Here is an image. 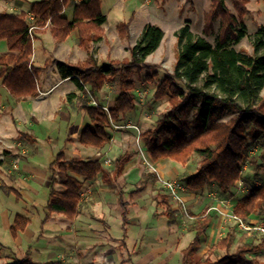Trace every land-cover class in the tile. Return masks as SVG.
Segmentation results:
<instances>
[{
	"label": "trees",
	"instance_id": "16d2710c",
	"mask_svg": "<svg viewBox=\"0 0 264 264\" xmlns=\"http://www.w3.org/2000/svg\"><path fill=\"white\" fill-rule=\"evenodd\" d=\"M71 1L36 0L31 3L28 12L0 13V40L5 41L8 50V53L0 55L1 85L17 98L37 95L36 78L41 68L34 67L31 62V25H35L34 31L39 32L45 29L48 21V29L56 41L65 40L75 30L78 46L88 54L86 59L72 66L57 62L61 76L71 77L82 93L90 90L95 95L107 83L118 88L108 112L90 104L86 98L82 99L79 106L89 118V123L79 133L80 143L101 149L110 141L107 128L117 123L123 114L135 109L133 75L140 76L144 72V83H151L158 77L157 65L148 63L146 57L158 48L164 32L159 26L146 23L137 41L129 47L128 58L98 65L90 49L93 43L104 36L105 17L101 11V0L76 3L72 17L68 19L64 9ZM230 1L237 15L231 13L224 0H209L210 7L203 14V35L194 33L188 24L175 30L177 49L172 71L163 75L153 93L155 100L167 98L169 108L159 114L153 128L139 134L145 151L153 161L167 158L184 165L197 154L200 160L196 172L186 179V187L192 191H201L212 181L226 195L241 177L251 141L258 142L261 147L256 170L264 176V98H257L264 86V25L252 36V53L236 50L233 43L246 35L245 26H239L238 23H242L241 17L247 12V0ZM132 17L133 14L129 20ZM217 18L220 19V27L215 43H212L205 35L212 31L213 22ZM117 31L120 38H128L129 21L121 22ZM188 101L192 102L196 110L195 116L189 121L179 116V111ZM217 108L220 110L217 111ZM224 114L229 117L220 119ZM190 127L194 132L188 135ZM130 158L131 153L124 152L114 160L112 171H107L99 159H66L60 149L49 164L52 176L41 225L52 213H60L68 219L78 215L83 181L77 176L83 177L84 181L94 180L98 175L117 177ZM55 171L63 174L61 190L54 187ZM143 179L155 181L157 175L144 174ZM9 190L17 199L21 197L13 188ZM155 202L156 206L163 208L161 214L166 217L168 226L179 224L176 209L167 193H157ZM119 205L125 233L129 204L119 198ZM231 210L245 222L257 213L264 223V179L254 185L249 194L237 200ZM189 216L191 220L186 230L192 232L193 237L181 250L180 264H263L257 255L264 250V236L255 231L263 238L258 244L250 241L241 243L230 252L235 239V232L231 230L212 244L203 258L196 260L195 254L210 227L213 215L202 212ZM30 221L29 217L16 214L9 226L10 235L15 238ZM217 250H223V253L218 254ZM2 264L59 262H36L26 253L19 259Z\"/></svg>",
	"mask_w": 264,
	"mask_h": 264
},
{
	"label": "rangeland",
	"instance_id": "374dc122",
	"mask_svg": "<svg viewBox=\"0 0 264 264\" xmlns=\"http://www.w3.org/2000/svg\"><path fill=\"white\" fill-rule=\"evenodd\" d=\"M224 1L231 13L237 15L236 11L232 7V2L230 0ZM101 3V9L106 15H104L105 21L103 23L104 36L100 41L93 43L90 49V54L96 60V63L98 65L108 64L111 61L119 62L123 58H128L129 47L137 41L142 28L146 23H151L159 26L163 30L164 36L160 42L159 48L146 57V61L148 63L157 65L158 77L155 78L151 83H144L142 81L144 72H142L140 76H138L137 74L133 75L135 84L132 92L135 102V109L123 114L120 117L119 121L117 123H114L119 126L118 128H114L112 125L107 128V133L110 136V142L105 144L102 150L94 152V156L101 161L103 166H105L108 170L111 169L112 171L113 162L117 157H119L124 152L131 153V158L126 164V173L129 182H133L135 178L137 179L141 174L144 175L148 173H155L157 175V179L155 181H152V179H150L147 182L146 192L145 190H143L141 191V193L135 195L137 210L146 211L148 217L150 216L149 209L154 205V194H166V190L163 186V180L175 182L178 188V195L183 201L185 210L183 209L181 203L174 201L170 195L169 198L173 203L174 208L176 209V218L179 221L180 228L186 229V225L191 220L189 214L209 212L213 215L214 221L211 226V233L206 237L207 239L205 238V240H203V249H205L206 246L210 247L212 244L221 240L226 235V233L231 230L235 232V239L229 249L230 252L234 251L236 246L241 243L250 241L254 244H258L263 241V238H261L255 232L248 233L244 229L238 227L237 224L230 219L222 217L221 214L218 213V211L213 209L217 208V206L219 207L220 201L225 198L226 194L220 192L213 185L212 181H210L203 190L194 193L198 197H195L193 199L194 201L192 202L201 201L200 204H197V208L194 210L188 208L189 204L186 203V197H189L190 189L186 187L185 182L190 175L196 172L200 160V157L197 154H194L191 159L184 165L167 158L153 161L145 151L142 141L139 138V134L144 130L153 128L157 124L159 114L169 108L167 98H164L162 100H155L153 97V93L157 83L163 77V75L167 72L172 71L177 49L176 38L174 36L175 30L183 24H188L190 29L194 33L203 35V14L210 7L209 0H101ZM245 6L247 12L241 17L242 23L238 24L239 26H241V24L245 26L246 35L237 43H233V47L239 51L252 53V36L262 25H264V0H247ZM132 14L133 17L131 20H129ZM237 20L239 21V19ZM125 21H129V36L126 39H122L120 38L117 31V26L121 22ZM48 25H45V28ZM219 27L220 19L217 18L213 22L212 31L209 34L205 35L206 39L212 43H215ZM35 32L36 31H34L33 29V40L36 37ZM72 42V37H69V39L65 43H62L52 39L51 37H47L46 39H44L43 36H41V42H33V56L35 59V63L38 64L42 62L44 53H46L45 55L47 56H54L55 54L52 48L65 46H69L71 48ZM40 43L43 44L46 48L45 52H43V48ZM71 52L72 55L70 56V59L73 60H77L78 58H80L82 53L83 55H86L87 53L77 45V42L75 47H72ZM50 60V57H47L46 61ZM58 62H63L68 66L71 65L64 61ZM38 78V85L40 88H42V81L46 78V72H41L38 75ZM106 86H108V88H106ZM104 88L105 90H100L95 95H93L89 90V87H87V90H89V92L86 93H82L77 88L75 90V93H69V91L68 93H66V90L68 89H64V86H62L57 89L56 93L58 94L62 91V89H64L65 91H63L66 100L65 102L60 103L59 106L62 105V110L71 112L74 116H76V124L83 125V119L86 113L79 109L83 98H86L87 101H90L89 103H91L90 98H93L97 103H103L109 107L113 101L112 98L116 97L118 92V88L116 85L112 86L107 83L105 84ZM69 94H72L70 98L68 97ZM257 98H264V86L259 91ZM66 104H69V107L64 108V105ZM34 110L37 112V118L42 116L39 108L37 110L33 109V111ZM219 110L220 108H217V111ZM46 111L50 112L51 109L47 108ZM78 113L79 115H77ZM195 113V107L193 106L191 101H188L179 111V116L182 119L189 121L195 116ZM228 117V114H224L220 117V119H227ZM85 118L88 121L87 115L85 116ZM59 120V115H57L53 122L51 121V119L43 118L41 120V123H39L40 125L38 126V129L40 132H38V134L40 133V137H44V133H46L47 131V134L51 136L49 143L45 144L43 142H40V146L44 148V152L41 157V159L43 158V161L53 160L54 156H52V152L56 153L59 150V148L61 147V142L65 137L67 126L65 123H61ZM193 132L194 129L190 127L188 135L193 134ZM16 139H18V137ZM78 145L85 150L93 149L91 147H86L80 143H78ZM260 152L261 147L259 146V143L256 141H251L247 150V160L242 166L241 177L231 189L230 193H228V195H230L232 198L230 201L231 207L241 197L249 194L251 192V188L254 185L259 184L261 180L264 179L262 172L256 170V163L260 162ZM2 154L4 155V153ZM9 154V157L5 156L6 161L4 166L0 167L1 174L5 176V180H8L10 176H12V173L22 171L21 169H19V166H21L20 161H22L25 153L24 151H17L16 149L14 151L11 150ZM77 154L78 151H71L70 148L66 152L67 158H73L74 156L78 157ZM88 157L91 158L93 157V155H88ZM56 174V184L54 185V187L56 190H61L63 188L62 173L57 171ZM119 185L120 184H118V186ZM120 187H123V184ZM110 194L111 195H106L103 197L101 196V203L102 205H108V207L112 210H116L118 208V206L115 205V198L117 197V194L115 192H111ZM47 197V189L43 188L42 195L37 198V203L35 202L34 205L38 204V207L42 209ZM94 198L95 196L91 197L90 199H86L88 200L86 204L96 206L97 202ZM17 206H19V203L15 201L13 194L10 193L9 196L0 194V214L3 208H7L8 210L15 212L20 209V207ZM140 208L141 210H139ZM136 212L137 211H135V206L130 207V216L133 217V215H135L139 217L138 219L141 222V220L143 219V214L142 212ZM20 214L25 215L24 213ZM36 217L37 216L35 215V225L39 223ZM104 218L110 224L111 233L113 232V234H116V231L120 230L119 210L117 209V216H110L108 218L106 215V217ZM248 222L262 221L260 220L258 214L254 213L246 221V223ZM157 223L158 234L164 233L168 229L165 217L162 216V218H160ZM134 231L135 230L132 231L130 229L132 236L134 235ZM189 236L191 237V234H189ZM0 243L1 245H3L4 249L5 246L10 245L9 233L5 234L1 225ZM130 243L132 242L130 241ZM216 252L218 254H221L223 253V250H217ZM19 255V253L11 254L8 250H2V253H0V264L12 261L11 259H19L24 256L23 255L20 257ZM201 257L202 256H200L199 253V255H197V259H201ZM257 257L261 259V262L264 264V250L260 254H258ZM34 259H38L37 256H34Z\"/></svg>",
	"mask_w": 264,
	"mask_h": 264
},
{
	"label": "crops",
	"instance_id": "0c3cea01",
	"mask_svg": "<svg viewBox=\"0 0 264 264\" xmlns=\"http://www.w3.org/2000/svg\"><path fill=\"white\" fill-rule=\"evenodd\" d=\"M33 1L36 0H0V12H28ZM81 1L83 0H72L66 6L64 14L68 19L72 17L73 6ZM102 14L105 15L103 11ZM29 16L31 15L29 14L28 17ZM48 28L47 26L45 29L35 32L36 37L32 41V47L34 46V41L41 42V36H43L44 39L47 37L53 39ZM69 37L73 38L71 48L69 46L52 48L55 55L47 56L45 55L46 53H44V58H42L41 63H38L39 65L35 63L32 51V65L41 68L38 75L43 71L46 72V78L42 81V88L38 85L39 78L37 75V95L17 98L1 85L0 79V167L4 166L6 161L5 156L9 157L11 150L14 151L17 149V151H24L25 153L22 161H20L21 166H19V169L22 170L21 172L12 173V176H10L8 180H5V176L1 174L0 170V194L9 196L11 193L14 195V193L9 190V188H13L21 196L17 199L14 195L15 201L19 203L17 207H20V209L13 212L7 208H3L1 211L0 225L5 234L9 233L10 245L5 246L4 249L3 245L0 243L2 246L0 253H2V250H8L11 254L19 253L20 257L27 253L33 261H58L59 264H180L181 250L189 243L193 237V233L180 228L178 224L174 226L167 225L168 229L164 233L158 234L157 221L163 216L161 214L163 208L155 204L156 193L154 194V205L149 209V217L146 211L137 210L135 195L141 193L143 190L146 192L147 182L149 180L143 179V174H141L137 179L135 178L133 182H129L126 173V164L129 161L124 165L122 173L117 177L114 175H98L94 180L84 181L83 177L77 176L79 180L83 181L81 188L82 198L78 215L73 219H68L60 213H52L49 219L41 225V221L44 218L45 203L42 209L38 207V204H34L35 202L37 203V198L42 195L43 188H46L49 193L48 182L50 184L52 176V171L49 169L51 161H43V158L41 159L44 148L40 146V142L46 144L49 143L51 139V136L47 134V130V132L44 133L45 136L42 138L39 135L40 133L38 134V132H40L38 126L41 120L45 118L51 119L53 122L55 117L59 115V121L66 124L67 130L65 132V137L59 148V150H63L66 159L70 158L66 156V152L69 148L71 151H78L77 156L81 159H98L94 156V152L102 150L103 148L96 149L91 146H86L93 149L85 150L80 147L78 145V143H80L79 133L81 129L89 123V118L87 121L85 115L83 119L84 124H76V116L71 112L62 110V105L59 106L60 103L66 100L64 89H68L66 93H68V91L69 93H75L77 86H75L76 84L71 77L63 78L61 76L56 62L64 61L72 66L76 62L83 61L87 57V53L86 55L82 53L81 57L77 60L70 59L72 55L71 49L75 47L77 42L76 31H72L65 40L58 42L65 43ZM41 46L43 52H45L46 48L43 44H41ZM6 53H8L6 43L1 39L0 55ZM46 56L50 57L51 60L46 61ZM62 86H64V89L57 94V89ZM106 88H108V86H106ZM100 90H105V88L103 87ZM42 92L43 94H40ZM113 99L114 98H112V100ZM65 107H69V104L64 105V108ZM38 108L43 117L37 118V112L35 110L33 111V109L37 110ZM47 108H50L51 111H46ZM77 115H79V113ZM17 137L18 139H16ZM2 153H4V155ZM56 153L52 152V156H55ZM88 155H93V157L89 158ZM104 168L107 171H111V169L108 170L105 166ZM56 172L57 171L53 174L54 178L57 177ZM121 183L123 187H120L122 185ZM118 184L120 185L118 186ZM111 192L117 194L115 205L118 206L117 209L119 210L120 230H117L116 234H113V232L111 233L110 224L104 217H106V215L108 218L110 216H117V209L112 210L108 205H102L101 203V196L111 195ZM195 192L197 191L190 190L189 197H186V203L189 204L188 208L191 210L196 209L197 204L201 203V201L192 202L195 197H198L194 194ZM93 196H95L94 199L97 202L96 206L87 205L86 203L88 200L86 199H90ZM119 198L127 201L129 204L125 233L121 225ZM132 206H135V211L142 212L143 219L141 222L138 219L139 217L135 215H133V217L130 216V207ZM139 210H141V208ZM20 213H24L31 221L23 231L19 232L16 237L13 238L10 235L9 226L15 215ZM35 215L39 221L37 225L34 224ZM213 221L214 219H212L203 240L211 233ZM130 229L132 231L135 230L133 236L131 235ZM189 234H191V237ZM203 240L200 248L195 254L196 260H198L197 255H199V253L200 256H202L201 258H203L209 248L207 246L205 249L202 248ZM130 241L132 243H130ZM34 256H37L38 259H34ZM259 260L262 261L261 259Z\"/></svg>",
	"mask_w": 264,
	"mask_h": 264
},
{
	"label": "built area",
	"instance_id": "2783aa9c",
	"mask_svg": "<svg viewBox=\"0 0 264 264\" xmlns=\"http://www.w3.org/2000/svg\"><path fill=\"white\" fill-rule=\"evenodd\" d=\"M29 18L32 19V16H29ZM48 24H49V22L47 21L46 25H48ZM35 28H36L35 25H31L30 28H29V34L32 37H33L32 30L35 29ZM40 94H43V92L40 93ZM90 100H91L90 104L95 105V106H100L105 112H108V106L107 105L99 104L96 101H94L93 98H90ZM111 125L114 128H118L119 127L118 125H116L114 123H112ZM163 186H164V188L166 190V193L168 195H170L174 201H177V202L181 203L182 206H183V209L185 210V206L183 204V201L178 195V188H177L176 183L173 182V181H164L163 180ZM231 199L232 198H231L230 195H226L225 198H223L220 201L219 207L217 206V208H213V209L218 211V213L221 214L222 217L230 219L231 221L236 223L238 227L244 229L248 233H251V232L255 231V232H258V233H260L261 235L264 236V223L263 222H249V223H246L245 221L240 219L231 210V202H230Z\"/></svg>",
	"mask_w": 264,
	"mask_h": 264
}]
</instances>
